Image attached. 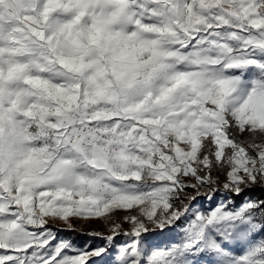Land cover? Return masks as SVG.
<instances>
[{
    "label": "snow or ice",
    "instance_id": "1",
    "mask_svg": "<svg viewBox=\"0 0 264 264\" xmlns=\"http://www.w3.org/2000/svg\"><path fill=\"white\" fill-rule=\"evenodd\" d=\"M256 188L264 0H0V264H264Z\"/></svg>",
    "mask_w": 264,
    "mask_h": 264
},
{
    "label": "rangeland",
    "instance_id": "2",
    "mask_svg": "<svg viewBox=\"0 0 264 264\" xmlns=\"http://www.w3.org/2000/svg\"><path fill=\"white\" fill-rule=\"evenodd\" d=\"M58 234L63 237H68V236L73 237V239H75L78 245H83L87 242H90L89 237L87 236H80L75 233H69V232H63V231H60ZM174 236H175V230L171 232H165L163 234H157L156 236L152 237V239L159 244H164V243H167L170 239H173ZM91 242L98 243L99 241H91Z\"/></svg>",
    "mask_w": 264,
    "mask_h": 264
},
{
    "label": "trees",
    "instance_id": "3",
    "mask_svg": "<svg viewBox=\"0 0 264 264\" xmlns=\"http://www.w3.org/2000/svg\"><path fill=\"white\" fill-rule=\"evenodd\" d=\"M244 196H251V197L264 196V191H262L260 188H256L254 190L246 192ZM244 196L235 197L236 203L239 204L244 199Z\"/></svg>",
    "mask_w": 264,
    "mask_h": 264
}]
</instances>
